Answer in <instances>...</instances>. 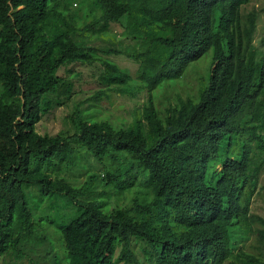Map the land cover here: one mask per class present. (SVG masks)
Wrapping results in <instances>:
<instances>
[{"label":"trees","instance_id":"16d2710c","mask_svg":"<svg viewBox=\"0 0 264 264\" xmlns=\"http://www.w3.org/2000/svg\"><path fill=\"white\" fill-rule=\"evenodd\" d=\"M251 1L0 0L1 261L264 264L251 210L264 189V7ZM111 22L142 44L136 80L107 57L119 49L90 43ZM209 50L197 94L160 108L152 91ZM97 61L108 88L145 91L132 118L78 108L71 129L39 132L74 88L59 69ZM47 224L63 250L51 258Z\"/></svg>","mask_w":264,"mask_h":264},{"label":"rangeland","instance_id":"374dc122","mask_svg":"<svg viewBox=\"0 0 264 264\" xmlns=\"http://www.w3.org/2000/svg\"><path fill=\"white\" fill-rule=\"evenodd\" d=\"M264 7V0H252L246 5L247 10L252 8L261 9ZM81 20L89 21L92 18L86 16L84 7L80 11ZM84 22V21H83ZM255 42L261 51L264 52V11L261 12L257 31L255 35ZM91 44L100 47H113L120 50V52L108 53L107 57L116 61L119 66L126 72L130 73L134 80H136L139 61L129 55L142 49V44L138 38H135L132 33L123 28L120 24L111 22L109 27L104 33H98L93 39L90 40ZM212 59L211 50L203 54L198 60L191 62L185 69L181 77L177 78L174 82L168 80L162 81L153 91L157 105L164 108L169 103L177 100L178 96L196 95L199 87L204 82V77L207 76L208 66ZM68 68V69H67ZM59 69V74H63L74 83V88L70 92L65 103L55 105L45 113L41 120L37 123L36 129L41 133H57L60 130L72 128L70 115L78 108L92 107L95 110V115L99 119H103L105 115L112 116H126L128 119L132 118L131 109L133 105L137 106L146 97L145 91L139 92L137 95H131L129 92H119L114 88H108L106 84L100 81L99 75L104 67L99 61L80 63L76 62L68 67ZM70 69V70H69ZM207 80V77H206ZM172 81V80H170ZM97 91H104L99 100L90 99ZM53 102L56 98L52 96ZM92 105V106H91ZM82 180V177H80ZM264 183V178L260 180V184ZM251 210L264 216V189L259 188V191L254 195ZM51 224H47L46 227ZM48 233L54 241V248L49 253V258L58 250L62 253L63 250L58 240V233L53 231V227ZM41 249L34 254L35 257L41 258ZM43 254H46L43 251ZM62 256V255H60ZM44 263H51L50 259L44 260ZM0 264H5L0 260ZM60 264H65L62 259Z\"/></svg>","mask_w":264,"mask_h":264}]
</instances>
